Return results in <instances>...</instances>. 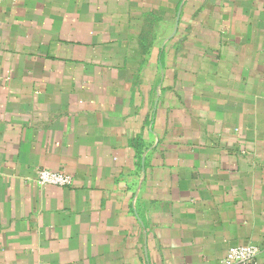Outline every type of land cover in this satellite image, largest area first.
Segmentation results:
<instances>
[{"label": "crops", "instance_id": "0c3cea01", "mask_svg": "<svg viewBox=\"0 0 264 264\" xmlns=\"http://www.w3.org/2000/svg\"><path fill=\"white\" fill-rule=\"evenodd\" d=\"M251 244L264 264V0H0V264Z\"/></svg>", "mask_w": 264, "mask_h": 264}, {"label": "built area", "instance_id": "2783aa9c", "mask_svg": "<svg viewBox=\"0 0 264 264\" xmlns=\"http://www.w3.org/2000/svg\"><path fill=\"white\" fill-rule=\"evenodd\" d=\"M36 183L39 186L69 187L73 179L69 174L40 169L36 172ZM259 248L255 245L231 247L221 264H259Z\"/></svg>", "mask_w": 264, "mask_h": 264}]
</instances>
